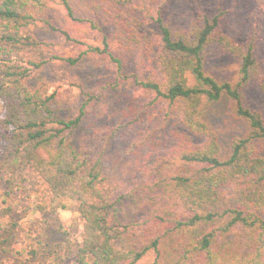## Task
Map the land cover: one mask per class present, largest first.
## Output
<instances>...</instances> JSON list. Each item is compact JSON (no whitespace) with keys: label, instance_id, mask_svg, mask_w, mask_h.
<instances>
[{"label":"trees","instance_id":"trees-1","mask_svg":"<svg viewBox=\"0 0 264 264\" xmlns=\"http://www.w3.org/2000/svg\"><path fill=\"white\" fill-rule=\"evenodd\" d=\"M122 2L96 0L93 8L107 14L113 4ZM53 3L66 14L67 28L58 32L67 41L84 44L79 36L102 33L92 14L78 17L73 0H0V174L28 170L45 185L53 206L76 209L81 228L74 264H264V122L244 106L242 94L250 81H256L264 95L253 38L237 41L225 34L221 11L181 30L160 16L153 18L159 78L136 82L153 102L176 113L189 134L205 142L183 143L165 167L158 164L152 188L160 187L166 203L146 219L127 223L118 206L121 198L115 197L101 162L89 160L72 146L71 135L82 121L86 103L70 118L62 113L59 91L29 84L33 70L48 63L38 55L40 43L31 30L55 31L45 19ZM118 22L125 44L122 37L102 33L97 43L84 45L83 53L107 56L121 74L119 49L151 43ZM213 47L238 61L236 83L205 73L206 53ZM50 59L73 65L79 58ZM221 101L231 117L248 127L245 136L233 139L226 154L208 121L209 108ZM14 228L12 224L3 229L0 250L9 245Z\"/></svg>","mask_w":264,"mask_h":264},{"label":"rangeland","instance_id":"rangeland-1","mask_svg":"<svg viewBox=\"0 0 264 264\" xmlns=\"http://www.w3.org/2000/svg\"><path fill=\"white\" fill-rule=\"evenodd\" d=\"M94 1L73 0L78 17L92 14L103 34L122 37L125 44L118 22L122 20L129 32H138L145 40L150 38L151 44L135 43L119 49L124 63L119 74L107 56L83 53L84 45L97 43L101 32L79 36L84 44L71 43L58 32L67 28L66 14L58 3H53L45 19L55 31L31 30L40 43L38 55L48 63L33 70L29 84L47 92L59 91L62 113L70 118L86 103L82 121L71 135L72 146L89 160L101 162L104 174L114 184L115 197L121 198L118 206L124 219L136 224L166 203L160 197V187L152 188L158 179V164L165 167L183 143L200 146L205 142L189 134L176 113L162 102H153L152 95L136 82L159 78L153 18L160 16L164 23L181 30L204 16L223 12L221 27L225 34L237 41L253 38L264 76V0H121L122 4H113L114 9L105 6L107 14L94 11ZM129 22L138 26V31ZM53 56L79 59L70 65L50 59ZM238 69V61L221 47L207 51V75L234 84ZM242 94L244 106L259 113L264 122V95L257 82L250 81ZM208 121L225 154L234 138L248 133L244 122L228 114L224 101L209 108ZM2 172L0 235L12 224L15 228L9 245L0 250V264H74L81 228L76 209L71 205L53 206L45 185L28 170L12 175Z\"/></svg>","mask_w":264,"mask_h":264}]
</instances>
